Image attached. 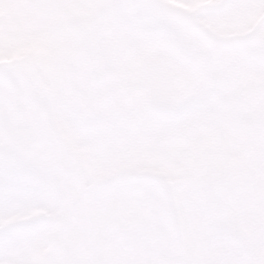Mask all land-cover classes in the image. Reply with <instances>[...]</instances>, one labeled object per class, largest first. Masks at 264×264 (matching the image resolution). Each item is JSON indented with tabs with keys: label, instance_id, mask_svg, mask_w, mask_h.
<instances>
[{
	"label": "rangeland",
	"instance_id": "1",
	"mask_svg": "<svg viewBox=\"0 0 264 264\" xmlns=\"http://www.w3.org/2000/svg\"><path fill=\"white\" fill-rule=\"evenodd\" d=\"M52 4L55 7H60L61 2L53 0ZM163 5L171 4L170 7L165 6L168 9H181L188 10V12L194 15V18L213 29L214 32L217 29L222 35H226L230 32V38L238 36L239 34H245L250 31L256 24L257 20L264 15V0H242L241 10L239 7L233 6L232 9L226 11H221L215 18L212 12L208 11H196L192 12L197 5H203L204 3L211 0H160ZM237 1V0H233ZM212 2V1H211ZM217 2V1H216ZM24 2L22 0H8V5L5 9L0 8V27L2 26L1 21L5 19L9 14L13 16L22 7ZM51 3V2H50ZM48 5V0H33L32 7H37V9H43L42 15L46 13V7ZM94 7V6H93ZM172 7V8H171ZM206 6H203L205 8ZM73 10L74 8H70ZM83 12V11H82ZM85 13V11H84ZM80 16H83L81 14ZM156 19L157 17L154 16ZM153 17V12L147 6L145 8H136L130 10L128 16L122 20L120 25L112 32L111 36H118V38H139L145 43L153 40L154 43L146 45L144 60H158L162 62H176L185 56L187 57L186 63L190 66H195L192 62L195 57L189 53V51L183 49L179 51L175 48L171 42L173 39L169 33H166L164 29L158 27L157 22ZM42 22V23H41ZM50 21L43 19L38 21L34 20V24L40 29L41 32L46 30V36L56 37V32L54 27L49 24ZM4 24V23H3ZM49 24V25H47ZM47 25V26H46ZM55 26V24H53ZM259 34L264 38V26H260ZM259 27V28H260ZM230 29V30H229ZM229 30V31H227ZM188 31V30H187ZM49 32V35H48ZM4 30L0 29V40L4 39ZM33 34V33H32ZM189 35H193L187 32ZM195 37V36H194ZM108 40V38L106 37ZM192 46L198 45L199 47L206 48L204 41H200L197 37L192 39ZM109 44V40H108ZM203 49V50H204ZM233 49V53L241 52L239 48ZM239 49V50H237ZM51 50L50 46H45L44 51ZM185 53V54H184ZM135 55L132 52L118 53L117 60H123L125 62H133ZM141 65V64H138ZM129 66V64L127 65ZM132 66V65H131ZM175 66H179L176 64ZM234 70L236 73L245 75H254L262 70H264V55L263 53L256 51L247 56H237L235 57ZM34 74L38 77L40 81H44V75L47 73L40 63L34 66ZM125 72H123V75ZM122 75V76H123ZM121 77V76H120ZM236 77L239 78L237 75ZM244 78V77H241ZM262 75L258 79H252L253 82L262 83L264 81ZM127 77H123V80ZM125 83V81H121ZM3 83L0 81V89L3 88ZM48 96L49 101H47V107L50 110L51 104L56 117V124L61 134L68 135L72 144H85L88 140L96 138L97 133L101 132L100 126L96 124H90L86 122L83 116V109L79 108L76 104V89L75 88H64L48 85ZM47 85H40L41 89H45ZM41 93L40 91H38ZM56 93V94H55ZM80 97L84 94L82 101L80 102L87 104V91L83 90L79 92ZM54 97V98H53ZM53 99V101H52ZM19 101L22 103V110L19 107ZM52 102V103H51ZM227 103V104H226ZM7 96L5 93H0V148L5 150L8 154L10 153V131L13 128V121L20 120L21 127L26 129L30 136L39 144H41L42 137L37 129V125L34 116L31 113L30 104L24 92H11L10 103L7 105ZM15 104L18 106L15 111ZM202 106L208 110V106L202 103ZM231 105L225 101H219L216 99L213 102L211 109L208 112H203V114H208L210 119H215L219 115H228L229 107ZM187 121V120H186ZM188 124V122L186 123ZM138 130L136 132H142L140 134L127 132V133H112L109 136L108 141L99 142L96 141L92 150L90 149L87 153V157L90 156L91 161H88L90 165L99 162L98 165H103L105 170L97 168L95 169L97 174L90 173L83 170V182L88 185L89 182L99 180L100 178H106L112 176L122 171V176L118 181L122 180V184L129 187L127 195L129 197L135 198V193L138 189L140 190L141 198L146 202L149 198L145 192L148 185L147 183L161 185L165 183L162 179H175L182 175V154H171V158H166L162 153L159 155L156 151L152 150L154 143L158 142L157 137L152 134L151 123L143 121L138 125ZM144 140L145 150L139 152L136 148L137 145L142 144L141 140ZM179 142L182 139H178ZM28 141V139H25ZM264 141V136H263ZM20 142V141H19ZM264 144V143H263ZM22 143H19V152L22 156L26 158L30 157L32 154L25 152L22 149ZM222 149H226L229 146L228 141L220 145ZM174 153H180L179 149L170 148ZM34 152V151H33ZM250 161L256 163L258 166H253V168H258V172L252 171L251 166L246 169H242L237 173L236 181L237 184H243L247 181L248 188L245 194H240L239 191L234 193L233 198L230 201L224 200L222 203L213 204V209L220 215H225L228 207L230 208V214L238 219L242 216V220L238 222L239 226L237 230L239 231L238 243L233 242L232 230L229 222H224V220L215 215L212 212L206 210V205L198 204L193 201L189 206L193 209H199L196 212L189 210L187 212L186 208L179 211V217L181 222H188L192 219L195 221L194 224H188L185 228L183 236L184 242L181 246V258L182 264H264V246L259 245L260 249L258 251L257 245H251L249 252L251 256L248 257L243 254L242 246L244 243H248L247 238L240 237L243 232H247L249 243L251 240L259 241L264 237V184L259 185V177L264 175V145L260 152H254L250 150L249 154ZM236 161V159H235ZM186 165H190V160L186 159ZM94 168H92L93 172ZM13 171V166L8 164L4 167H0V195L5 191V188L10 184L7 178ZM142 171H150L143 172ZM43 173L45 171H42ZM156 172L157 175H151L150 173ZM22 179L24 181L31 180V174L26 170L22 171ZM160 177V178H159ZM32 181V180H31ZM264 182V179L263 181ZM42 190L40 201L36 203L34 199L38 192L39 186L36 181L29 184H24L19 187L16 194H10L5 198H0V220H13V219H33L36 211L45 212L51 215L54 219L59 216L63 203L65 201V189L63 188L61 180L55 177V181H49ZM144 184V185H142ZM83 185L81 181L77 183V188H82ZM97 191L92 194L88 199H84V193H82V198L76 203L75 211L72 220L70 221L68 232L66 236L69 235L70 229L73 222L77 221L78 214L83 218L82 227L79 230V237H77L76 253L74 257L73 248L68 245L66 258L67 262L75 264V258L79 260H84L90 257L98 258L95 264L99 263L102 259L108 261V259H116L117 264H172L175 258V248L173 245H166L157 239L152 238V232L150 229L140 230L134 235H130L128 232L124 236L125 240L122 242L120 251L117 252V245L120 243L122 238H119L122 231H119L116 226L121 220L124 221V216H118L115 207L116 202L120 200H129L126 198L124 193L120 192L118 187H104L103 190L96 189ZM191 189H188L190 192ZM20 192L28 195L20 194ZM32 198H30V197ZM84 199V200H83ZM183 200V199H182ZM184 201V200H183ZM263 205V206H261ZM204 206V208H203ZM203 208V209H202ZM151 212L146 211L144 213L145 218L150 217ZM194 215V217H192ZM123 224V223H122ZM121 224V225H122ZM54 222H50L45 225V230L42 233H34L28 235L29 230L21 235L16 236L14 239L10 240L8 244V253L10 252L14 256H10V261H16L18 264H37L38 253L42 254L50 248V240L53 236ZM129 226V225H128ZM241 226V228H240ZM246 229V231L244 230ZM230 231V235L226 232ZM46 234V235H45ZM165 235H168L167 232ZM134 236V240L129 241L130 238ZM71 240L74 243V235L71 234ZM128 239V240H127ZM65 240V241H66ZM248 243V244H249ZM141 244H145L143 247H139ZM3 246L5 244H2ZM95 256V257H94ZM7 254L0 253V263L9 264L7 262ZM21 260V263L18 260ZM9 261V262H10ZM43 262V261H42ZM41 264V261H40ZM48 264H53L51 261ZM88 264H93V261ZM110 264V262L106 263Z\"/></svg>",
	"mask_w": 264,
	"mask_h": 264
},
{
	"label": "bare ground",
	"instance_id": "2",
	"mask_svg": "<svg viewBox=\"0 0 264 264\" xmlns=\"http://www.w3.org/2000/svg\"><path fill=\"white\" fill-rule=\"evenodd\" d=\"M31 93H32V95H35L36 97L38 95L33 89L31 90ZM46 129L51 133L52 138L55 139L54 134H53V131H52V128H51V126L49 124H46ZM65 230H66V225L64 226V229H63L62 234L65 232ZM63 240H64V238L63 239H60V242L63 243ZM58 256H59V246L57 245L55 247V249H54V252H53V258L54 259H57Z\"/></svg>",
	"mask_w": 264,
	"mask_h": 264
}]
</instances>
